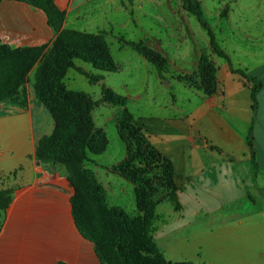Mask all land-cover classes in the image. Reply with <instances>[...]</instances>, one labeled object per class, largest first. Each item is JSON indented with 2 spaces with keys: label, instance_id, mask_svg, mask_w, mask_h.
I'll use <instances>...</instances> for the list:
<instances>
[{
  "label": "crops",
  "instance_id": "crops-1",
  "mask_svg": "<svg viewBox=\"0 0 264 264\" xmlns=\"http://www.w3.org/2000/svg\"><path fill=\"white\" fill-rule=\"evenodd\" d=\"M198 1L206 14L204 0ZM254 1L218 0L214 21H207L233 67L263 82L255 114L250 88L214 54L207 31L183 0H53L63 14L58 30L41 8L0 2V44L12 49L47 51L63 30L106 35L120 70L103 74L104 81L96 84L98 98L96 90L86 91L96 101L103 84L121 94L107 83L110 74L123 75L127 91L143 73L146 83L155 80L166 96L164 104L153 107L157 117L143 124L151 144L174 166L177 191L157 204L151 227L167 262L264 264V14L255 11ZM121 38L147 42L166 59L165 71L159 74ZM203 56L218 68V90L212 96L178 80L196 74ZM76 65L95 72L89 64ZM75 74L74 83L82 76ZM124 96L128 103L144 97ZM118 113L101 103L93 113L96 127L108 136L110 123L118 129ZM53 129L50 113L34 96L25 108L0 103V191L9 198L0 208V264H102L95 243L76 223L75 191L64 169L36 159L39 139ZM124 148L123 156L111 153L109 140L107 152L90 156L85 168L101 182L111 208L126 210L122 197L130 195L132 213L137 210L135 186L112 171L126 158L125 143Z\"/></svg>",
  "mask_w": 264,
  "mask_h": 264
},
{
  "label": "trees",
  "instance_id": "trees-1",
  "mask_svg": "<svg viewBox=\"0 0 264 264\" xmlns=\"http://www.w3.org/2000/svg\"><path fill=\"white\" fill-rule=\"evenodd\" d=\"M3 0H0V2ZM43 9L51 24L58 30L63 14L53 0H16ZM183 7L196 16L210 38L214 54L229 63L230 71L243 78L244 85L251 90L254 114L258 108V94L263 82L244 70L235 69L229 55L218 43L213 29L209 26L201 3L198 0H183ZM136 53L149 61L162 74L166 59L153 50L147 42L125 41ZM43 48L12 49L0 44V103L9 102L21 108L26 107L24 84L27 75L38 62ZM83 61L101 72L114 73L119 70L115 64L108 42L104 35L87 34L71 30L59 33L53 49L45 56L36 70L34 92L54 121L53 132L39 139L36 159L45 166L60 165L65 169L70 185L75 191L72 209L80 232L95 243L96 253L102 264H120L115 248L118 236L122 250L129 264H191L167 262L156 245L151 232L156 206L154 193L156 185L166 190L165 196H173L177 191L172 161L156 149L143 132V126L127 109L126 97L111 89H103V100L122 108L119 133L127 141V157L114 170L135 185V199L138 216L130 219L120 208H111L106 200L103 186L85 168L90 155L99 156L106 152L108 139L97 131L93 112L100 101H93L86 93L70 91L63 80L69 69L76 68L75 61ZM91 83L102 79L96 74H88L78 69ZM218 68L213 60L203 56L195 75L179 76L184 84L201 91L205 96L217 93ZM22 94L23 98L19 96ZM137 138L134 143L127 135ZM252 127L248 134V144H252ZM7 191H0V208L8 202ZM148 249L152 258H144L140 252Z\"/></svg>",
  "mask_w": 264,
  "mask_h": 264
},
{
  "label": "rangeland",
  "instance_id": "rangeland-1",
  "mask_svg": "<svg viewBox=\"0 0 264 264\" xmlns=\"http://www.w3.org/2000/svg\"><path fill=\"white\" fill-rule=\"evenodd\" d=\"M216 1H218V0H216ZM215 0H204V4H205V6H206V14H205V12H204V14H205V17H206V19L208 20V21H211V22H213L214 21V19H215V17L214 16H212L213 15V13H214V9L217 7L216 6V2ZM253 4H254V6H255V11H257V12H259L260 13V15H262V14H264V0H255L254 2H253ZM201 6H202V4H201ZM203 8V7H202ZM204 11V10H203ZM98 35H104V37L106 38V35L105 34H98ZM107 41V40H106ZM108 42V41H107ZM51 49H53V46L51 47V48H49L47 51H45V49H43V51H42V53H41V55H40V58H39V60H38V62L36 63V65L31 69V71L28 73V75H27V80H26V83L24 84V91H25V94H24V96H25V101H26V106H27V104H28V98L31 96H34V98L35 99H37L38 100V98L36 97V95H35V92H34V84H35V75H36V70H37V68L40 66V64L43 62V60H44V58H45V56L49 53V51L51 50ZM111 55H112V53H111ZM113 58V57H112ZM114 60V59H113ZM77 62H83V61H80V60H78V61H75V66H76V68H72V69H69L68 70V72H67V74H66V77L64 78V80H63V82H64V84H65V86H66V88L68 89V87H67V85L71 88V89H73V90H70V89H68V90H70V91H76V92H84V93H86L93 101H96L94 98H98V90H99V88H98V86H96V84L97 83H99L100 81H104V73H108V72H101V71H98V70H96V69H94L95 70V72L94 73H88V72H86V73H88V74H96V75H99V76H101L102 77V79L101 80H99L98 82H96V83H91L84 75H82L79 71H78V69H81V68H78L77 67V65H76V63ZM115 62V61H114ZM149 62V61H148ZM84 63V62H83ZM85 64H87V63H85ZM116 64V63H115ZM90 65V64H89ZM117 65V64H116ZM90 66H92V65H90ZM118 66V65H117ZM93 67V66H92ZM119 67V66H118ZM94 68V67H93ZM75 70L78 72V73H80L82 76H80V79H78L77 80V82L76 83H74L72 80V76L73 75H76L75 74ZM81 70H83V69H81ZM119 70H120V67H119ZM119 70L117 71V72H114V73H118L119 72ZM84 71V70H83ZM198 72V71H197ZM160 74V73H159ZM197 74V73H196ZM111 75V78H110V81H107V83H109V84H111V85H113L114 86V88H116L117 90H119L120 92H121V94H123L122 96H124L125 94H126V92L128 93V94H130L131 96H133V97H135L136 98V96L138 95L139 97H143V99L142 100H134V101H131V102H129L128 103V105H127V109H128V111L130 112V113H132L133 115H134V117H135V119L137 120V121H140L139 123L140 124H142V126H143V132L145 133V135L147 136V133H146V129H145V126H144V124H146V122H149V121H151V119H153V118H156L157 117V111L153 108L154 107V105L155 104H164V102H165V99H166V96H163L162 95V93H161V90H159V88H158V86H157V84H156V81L155 80H152V81H150L149 83H146V76L142 73V77H141V79L139 80V81H136L135 83H131V84H129L128 85V89H127V91H124V86H125V82L123 81V75H121V74H110ZM195 75V74H194ZM181 76V75H180ZM182 76H185V75H182ZM189 76H192V75H189ZM179 77V76H178ZM179 80V79H178ZM92 84H94L95 86H92V87H94V88H91V85ZM147 84V86L148 85H150L149 86V89L147 88V86H145ZM153 85V86H152ZM174 86V89H173V91H172V93H174V94H176V95H180V93H179V90H178V88L175 86V85H172L171 87H173ZM104 88H107V89H111L110 87H107V86H105L104 84H103V87H102V97H101V99L100 100H98V101H100V104L101 103H106V104H108V105H110V106H112V107H114V108H117V110L119 111V113H118V129L116 128V125L114 124V123H110L109 125H108V129H107V132H108V136H107V134H106V132H105V130L104 129H99V128H97L96 127V125H95V127H96V130L97 131H101L103 134H105L106 135V137H107V139H108V143H109V140H110V142H111V153H114V154H116L117 156H123L124 154H125V148H124V143H125V145H126V148H127V141H123L122 139H121V136H120V133H119V121H120V118H121V115H122V111H123V109L122 108H118V107H115V106H113V105H111V104H109L108 102H106L105 100H103V89ZM97 92H96V91ZM111 90H113V89H111ZM89 92V93H91V92H93V91H95L96 92V96L95 95H93L94 96V98H93V96H91L89 93H87V92ZM114 91V90H113ZM114 92H116V91H114ZM144 92L146 93V96L144 95ZM117 93V92H116ZM117 94H119V93H117ZM120 94V95H121ZM21 96H19L20 97V99H22L23 98V96H22V94H20ZM168 96V95H167ZM183 96V95H182ZM182 96L180 95V96H178L180 99L182 98ZM125 97V96H124ZM138 97V98H139ZM38 102H39V100H38ZM2 103H9V102H2ZM40 103V102H39ZM41 104V103H40ZM99 104V105H100ZM10 105H12V106H16V107H19V106H17V105H15V104H13V103H10ZM41 105H43V104H41ZM98 105V106H99ZM97 106V107H98ZM19 108H21V107H19ZM25 108V107H24ZM94 113V112H93ZM117 114V113H116ZM49 117V116H48ZM138 118H143V122H142V120H140V119H138ZM50 119V118H49ZM93 120H94V116H93ZM95 123V122H94ZM144 123V124H143ZM53 132V131H52ZM45 136V135H44ZM109 137V138H108ZM147 138H148V136H147ZM136 139L137 138H135V137H133L132 135H127V140L130 142V143H134L135 141H136ZM148 140H149V138H148ZM151 143V142H150ZM108 148H109V144H108V147H107V150H108ZM107 150H106V152H107ZM90 156H94V155H90ZM89 156V157H90ZM126 157H127V154H126ZM88 160H89V158H88ZM125 160V159H124ZM58 166H60V165H58ZM60 167H62V166H60ZM63 168V167H62ZM64 169V168H63ZM64 171H65V169H64ZM112 171H114V172H116V173H118L117 171H115L114 170V168H112ZM66 173V172H65ZM118 174H120V173H118ZM127 180V179H126ZM127 181H129V180H127ZM129 182H131V181H129ZM99 183L101 184V182L99 181ZM132 183V182H131ZM133 184V183H132ZM102 185V184H101ZM134 185V184H133ZM135 186V185H134ZM155 188H156V192L154 193V198L156 199V200H159V199H161V201L162 200H165V199H167L168 197L167 196H165L166 194H167V192H166V190H164V189H162L159 185H156L155 186ZM124 198V199H123ZM122 199H123V201L122 202H124V204H125V206H127V211L126 210H124V209H122V208H120V209H122V210H124L126 213H127V215L130 217V219H132V218H135L136 216H138V210H136L135 212H132L131 213V211H130V204L132 203V201L130 200V195H129V198L127 197V196H123L122 197ZM108 202V201H107ZM135 202H136V199H135ZM133 204V203H132ZM137 207V206H136ZM129 211V212H128ZM149 236H151V232L149 233ZM118 243L116 244V246H115V248H116V250H117V255H118V258H119V260H120V264H129L128 262H127V260H126V258H125V256H124V252H123V250H122V241H121V237L120 236H118ZM140 254H141V256H143L144 258H148V259H151L152 258V255H151V253H150V251H148V249H142L141 250V252H140ZM158 264H161V263H158Z\"/></svg>",
  "mask_w": 264,
  "mask_h": 264
}]
</instances>
